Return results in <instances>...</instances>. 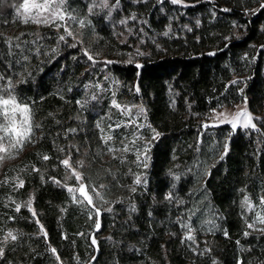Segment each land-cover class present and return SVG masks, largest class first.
Segmentation results:
<instances>
[{"label": "trees", "instance_id": "16d2710c", "mask_svg": "<svg viewBox=\"0 0 264 264\" xmlns=\"http://www.w3.org/2000/svg\"><path fill=\"white\" fill-rule=\"evenodd\" d=\"M113 1L117 17L158 37L139 66L90 60L72 38L17 20V0H0V96L31 117L0 177V239L16 236L0 264H264V0ZM92 3L67 7L84 14ZM94 15L109 47L129 52L106 15ZM176 22L190 29L163 36ZM107 74L119 99L147 110L144 162L124 151L122 116L99 95ZM241 102L257 131L203 129L201 117ZM75 172L92 204L68 191ZM31 196L34 212L24 206Z\"/></svg>", "mask_w": 264, "mask_h": 264}, {"label": "rangeland", "instance_id": "374dc122", "mask_svg": "<svg viewBox=\"0 0 264 264\" xmlns=\"http://www.w3.org/2000/svg\"><path fill=\"white\" fill-rule=\"evenodd\" d=\"M93 3L90 6L89 10L86 13L80 14L78 11H71L67 7L68 0H27L29 8L27 11L23 8V4L25 0H17L16 4H14L15 10V17L17 20L21 21L24 25H29L35 28H47L52 29L53 31L59 33L61 36L63 35L65 38H72L76 42H79L80 45L89 53L91 57H94L96 60L106 62H126V63H134L136 65L139 64V60L148 55L150 46H154L159 48L158 37L153 38L151 37L145 29V24L141 20L135 17H122L119 18L116 15H120L118 13L119 6L113 0H92ZM171 3L172 0H170ZM175 5L185 6V4L179 0ZM32 5H37L38 7H32ZM43 5H47V7H43ZM103 5V6H102ZM55 11L56 15L53 17L52 13ZM21 13V15H18ZM94 14L98 15H106V19L109 22V25L112 27L116 39L120 45H127L130 49L129 52H121L119 50H115L109 47V43L103 39L100 35H98L95 30L92 29V24L90 23L91 17L95 16ZM39 19H43L45 17L48 18V23H34L32 21V17L37 16ZM28 17V22H25L24 17ZM60 16H63L64 19H59ZM69 17H75V19H69ZM79 21H83L84 25L81 26ZM190 26L185 25H177V22L170 25L163 36H180L181 30L188 31ZM68 29L73 33L72 36H69L65 29ZM10 29V28H9ZM8 29V32L10 30ZM14 33V32H12ZM75 37V38H74ZM109 58H112L109 59ZM106 63V64H111ZM119 87L120 84L118 83L117 79L113 76L107 74L102 83L98 86L99 95H103L104 99H108L110 106L115 109L119 115L122 116V121L120 122L117 128L123 127L125 130L121 132L123 133V137L125 140L127 139L129 142L124 143L122 145L123 149L127 147V151L133 150L135 152L141 153V159L144 162L145 157L147 156L146 153L148 152V143L149 141H145L142 135V131L148 127L147 124V110L141 104H132L125 99H119ZM13 96V95H11ZM1 97V96H0ZM15 97V96H14ZM9 98V97H7ZM5 98V99H7ZM16 102L20 104L17 100ZM21 106H24L20 104ZM114 105H119L116 107ZM143 110V111H141ZM246 110L252 117V124L247 128L241 126L240 123L237 124L235 129L232 128L231 124L228 122L221 123L218 119H216L220 113L228 114L229 116L234 115L237 112H241ZM30 115V112L29 114ZM17 121L22 120V116L17 113L16 117ZM243 119V117L241 118ZM3 120L2 110H0V121ZM31 123V117H30ZM200 123L203 126L204 130L207 129H214L219 128L222 126H229L233 132H236L238 129H242L244 131H257L259 129V118L253 115L245 102H241L233 107H223L219 110H215L210 112L209 114L200 118ZM209 125L207 128L204 125ZM24 127L26 128L27 125L25 124ZM113 129V128H112ZM128 131H130V136H128ZM127 132V137L126 136ZM0 136H5L3 140H0V144H2L5 148V151L0 152V177L5 167L15 163L19 158L20 154L22 153V148L19 146H12L8 142L7 136L0 132ZM155 138H157L155 136ZM153 138V139H155ZM17 138L13 135L12 141L15 142ZM27 140V139H26ZM24 140V142L26 141ZM23 142V146H24ZM129 143L133 146L132 148L129 147ZM138 146L136 148L135 145ZM79 173V172H75ZM80 174V173H79ZM81 180L78 182V185L75 187H68L77 189L74 193H71L74 200L79 202H87L83 196H81L79 187L81 184ZM85 186V185H84ZM85 192L92 196L86 186L84 188ZM245 205L247 210L250 211L253 208V205L249 203L248 200H245ZM27 206L32 212L33 210V196L27 201L24 205ZM252 230L253 227H250ZM8 240H13L8 234L4 235L0 239V259L3 255V248L4 244Z\"/></svg>", "mask_w": 264, "mask_h": 264}, {"label": "snow or ice", "instance_id": "6c2138e0", "mask_svg": "<svg viewBox=\"0 0 264 264\" xmlns=\"http://www.w3.org/2000/svg\"><path fill=\"white\" fill-rule=\"evenodd\" d=\"M173 3H176L177 0H172ZM103 6V5H102ZM32 7H38L37 5H32ZM43 7H47V5H43ZM23 8L25 9V11L28 10L29 5L27 3V0H25L24 4H23ZM18 15H21V13H18ZM53 17H55L56 13L55 11H53L52 13ZM59 19H64L63 16H60ZM69 19H75V17H69ZM25 22H28V17L25 16L24 17ZM32 21L34 23H48L49 20L47 17L43 18V19H39L38 15L32 17ZM80 25L83 26L84 22L83 21H79ZM65 31H67L69 36H72L73 33L71 31H69L67 28L65 29ZM75 38V37H74ZM61 40H64L65 37L62 35L60 37ZM85 54L87 55L88 53L85 52ZM90 60L92 59L91 56L88 57ZM105 63H111L110 61H106ZM139 66V65H138ZM137 91H139V89L137 88ZM116 107H119V105H114ZM0 110H2V114H3V120L0 121V132L4 133L7 138H8V142L10 145L12 146H19L20 148L23 147V142L24 140L28 139L30 133H31V123H30V115L29 114V108L25 105V106H21L20 104H18L16 102V98L14 96H9V98L5 99L0 97ZM143 111V110H141ZM17 113H19L22 116V120L21 121H17L16 117H17ZM243 117V119H241ZM218 119L221 123L223 122H228L231 124L232 128L235 129L237 127V124L240 123L241 126L247 128L250 125L252 127H255L254 124H252V117L251 115L246 111H241V112H237L234 115L229 116L228 114L225 113H220L219 116L216 118ZM27 125V127L25 128L24 125ZM119 125H117L118 127ZM209 125L205 124L204 127H208ZM103 131V130H102ZM154 131V130H153ZM15 136L17 139L15 140V142L13 143L12 141V136ZM156 135H159L158 133H156ZM5 138V136H0V140H3ZM105 142H107V140L112 139V137L110 135H106L104 137H102ZM155 138V136L153 137ZM110 151L112 149H109ZM127 147L124 148V151H127ZM5 151V148L2 144H0V152ZM45 159H48V157H44ZM139 158V157H138ZM62 163L67 167L69 165V161L67 159H65L64 161H62ZM146 166V165H145ZM76 175V179L78 181L81 180V175L79 173H75ZM22 183V182H21ZM136 184L141 183L140 177L137 176L136 180H135ZM102 187V186H101ZM85 186L83 183L80 184L79 187V191L81 196L84 197V199L87 200L88 204H92L93 203V198L92 196L88 195L85 190H84ZM135 189H133L134 191ZM68 191L71 193H74L75 191H77V189L74 188H68ZM95 191V190H93ZM99 195V194H97ZM75 199V197H73ZM19 207V206H18ZM260 222L264 223V217H260ZM249 227H253L252 224L248 225ZM97 227H99V224H97ZM13 240L16 239V236L13 235L11 232L8 234ZM245 235H247V233H245ZM192 237H188V239H191ZM93 243H95V241H93ZM53 252H55V249H53Z\"/></svg>", "mask_w": 264, "mask_h": 264}]
</instances>
